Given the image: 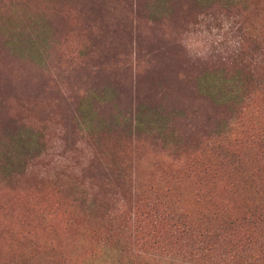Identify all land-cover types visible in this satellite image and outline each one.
Returning <instances> with one entry per match:
<instances>
[{
    "label": "rangeland",
    "instance_id": "rangeland-1",
    "mask_svg": "<svg viewBox=\"0 0 264 264\" xmlns=\"http://www.w3.org/2000/svg\"><path fill=\"white\" fill-rule=\"evenodd\" d=\"M58 1L0 0V264H151L110 221L154 197L196 211L195 178L161 171L263 116L264 0ZM243 52L256 71L219 84Z\"/></svg>",
    "mask_w": 264,
    "mask_h": 264
},
{
    "label": "trees",
    "instance_id": "trees-1",
    "mask_svg": "<svg viewBox=\"0 0 264 264\" xmlns=\"http://www.w3.org/2000/svg\"><path fill=\"white\" fill-rule=\"evenodd\" d=\"M63 1L57 3L62 5ZM252 40L260 46L264 42L259 37ZM236 55L240 65L232 71L215 70L222 80L219 84L226 82L229 75H240L241 71L251 75L256 71L257 61L252 56L248 57L244 52ZM259 74L262 76L261 69ZM234 99L235 96L228 97V100ZM171 111H175V107ZM150 120L157 123L163 116H151ZM258 120V123L239 128L235 134L225 133L214 142H207L205 156L178 161L174 167L161 171V181L167 186L171 183L181 186L195 178L192 196L199 205L196 211L184 210L181 206L174 211L154 197L152 201H142L135 206L130 218L121 208L120 214L110 221V232L118 236V241L131 239V248L138 253L136 257L153 260L151 264H264V114L258 116ZM215 161H221V165L232 163L238 180L223 182ZM99 174L104 177L105 171L102 169ZM250 188L257 197L256 206L262 203L260 209L256 207L258 215L251 211L247 202L237 205L232 202V197L225 195L233 194V190L242 192ZM129 221L134 227H128L126 232ZM116 226L119 227L113 232Z\"/></svg>",
    "mask_w": 264,
    "mask_h": 264
}]
</instances>
